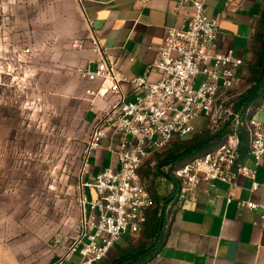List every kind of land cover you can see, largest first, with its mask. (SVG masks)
Segmentation results:
<instances>
[{
    "label": "built area",
    "instance_id": "built-area-1",
    "mask_svg": "<svg viewBox=\"0 0 264 264\" xmlns=\"http://www.w3.org/2000/svg\"><path fill=\"white\" fill-rule=\"evenodd\" d=\"M182 1H192L194 12L187 27L168 28L152 65L160 73L157 81H150L146 74L129 77L120 73L106 59V49L98 38L90 37L94 52L102 57L95 71L85 69L82 75L89 82L108 84L107 91L117 95V100L95 122L86 146V162L110 129L119 136L118 143L108 147L119 167L103 169L91 181H81V219L63 240L67 244L64 259L78 253V264H99L121 239L141 231L156 201L141 180L140 168L150 151L196 133L192 121L197 117L205 118V129L212 134L226 131L218 144L172 171L177 194L170 208L177 210L202 182L220 181L232 190L238 177L246 176L252 180L251 190L260 187L256 176L264 159V123L254 114L264 113V98L243 110L236 108L241 95L235 91L240 82L237 71L243 59L233 49H220L219 22L206 16L204 1ZM72 46L78 48L79 44L75 41ZM23 54H31V49L25 48ZM199 76H203L201 82ZM123 83L133 87L131 99L121 92ZM87 93L97 95L100 90ZM242 130L248 134L251 167L240 161ZM87 189L95 196L89 197ZM232 200L229 195L227 201ZM237 206L242 210L258 208L251 200H239Z\"/></svg>",
    "mask_w": 264,
    "mask_h": 264
},
{
    "label": "crops",
    "instance_id": "crops-1",
    "mask_svg": "<svg viewBox=\"0 0 264 264\" xmlns=\"http://www.w3.org/2000/svg\"><path fill=\"white\" fill-rule=\"evenodd\" d=\"M76 1L89 29L88 37L98 38L106 49V59L114 63L120 73L129 77L146 74L150 81L160 79V73L152 65L157 58V49L164 44L168 28L187 27L194 12L192 1L182 0ZM200 1L205 3L206 16L219 22L220 49H233L243 59V65L237 71L240 82L235 91L245 94L262 74L261 97L256 100L260 102L264 98V67L261 69L258 64L264 50V0ZM89 39L79 41V47H73L74 50L69 52L72 71L76 74L65 73L60 79L62 91L67 88V93L83 105L84 120L91 134L95 122L116 102L117 95L107 91L108 84L101 86L98 81L89 82L82 75L85 69L95 71L102 57L94 52ZM87 90H100V94L92 95ZM121 92L126 99L134 95L133 87L127 83L121 84ZM40 97L43 99V94ZM254 116L264 123V113ZM118 141L117 134L106 130L101 146L91 152L86 162L81 176L83 182L91 181L103 169L119 167L116 155L108 150ZM172 144L166 146V150ZM155 152L150 151L148 158ZM148 158L140 168V177L156 201L159 215L163 216L161 233L154 243L156 255L150 264H264V159L257 168L256 180L260 183L257 190H251L252 180L246 176H239L237 186L232 190L220 181L202 182L174 211L170 202L177 194V186L170 171L171 164L161 163L159 182L153 184L151 169L146 168ZM240 161L253 166L249 139L241 143ZM159 183H167L163 194L159 193ZM88 193L95 196L93 190ZM229 195L233 197L231 202L227 201ZM239 200H251L258 208L239 209ZM134 236L124 238L128 240ZM124 246L117 244L104 260ZM79 261L78 253L64 259L58 252L51 264H78ZM0 264H3L1 257Z\"/></svg>",
    "mask_w": 264,
    "mask_h": 264
},
{
    "label": "rangeland",
    "instance_id": "rangeland-1",
    "mask_svg": "<svg viewBox=\"0 0 264 264\" xmlns=\"http://www.w3.org/2000/svg\"><path fill=\"white\" fill-rule=\"evenodd\" d=\"M89 34L76 0H0L3 264H51L58 252L63 254L65 236L79 225V190L90 130L83 105L67 88L62 91L60 75L76 74L69 52L75 41L89 39ZM25 48L31 54H23ZM202 80L199 76L198 82ZM192 125L200 133L206 120L197 117ZM166 148L146 162L153 184L159 182ZM158 190L163 194L167 183H159ZM142 234L143 228L118 244L138 246ZM142 242L151 244L148 239Z\"/></svg>",
    "mask_w": 264,
    "mask_h": 264
},
{
    "label": "trees",
    "instance_id": "trees-1",
    "mask_svg": "<svg viewBox=\"0 0 264 264\" xmlns=\"http://www.w3.org/2000/svg\"><path fill=\"white\" fill-rule=\"evenodd\" d=\"M258 64L261 69L264 67V50ZM260 77L255 80L252 87L245 94L238 97L236 108L240 109L244 107L245 109L250 105L258 103L256 100L261 97L259 85L263 80ZM225 131L226 129H223L218 133L212 134L209 130L205 129L200 133H194L189 137L178 139L167 149L161 163H170V171L172 173L175 168L218 144ZM240 136L241 143L248 141V134L245 130L241 131ZM162 220L163 216L159 215V209L153 208L143 227L140 244L135 246V244L126 243L124 247H120L116 254L104 260L102 264H148L151 262L156 255L157 247L154 243L161 233ZM144 239L151 241V244L147 245L142 242Z\"/></svg>",
    "mask_w": 264,
    "mask_h": 264
}]
</instances>
